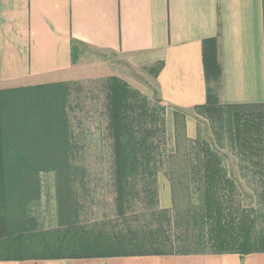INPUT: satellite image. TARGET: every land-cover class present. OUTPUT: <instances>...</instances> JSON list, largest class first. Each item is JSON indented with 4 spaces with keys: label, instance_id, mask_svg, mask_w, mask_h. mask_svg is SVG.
Wrapping results in <instances>:
<instances>
[{
    "label": "trees",
    "instance_id": "16d2710c",
    "mask_svg": "<svg viewBox=\"0 0 264 264\" xmlns=\"http://www.w3.org/2000/svg\"><path fill=\"white\" fill-rule=\"evenodd\" d=\"M203 63L206 76L217 79L220 68L214 47L204 51ZM152 72L155 77L157 70ZM105 80L116 190L127 197L137 191L154 196L157 176L164 171L172 218L169 210H161L153 214L154 224L142 230L128 227L117 234L101 225H81L74 187L78 174L70 161L76 145L66 110L70 83L1 90L0 188L12 198L9 203L15 209L13 214L10 209L5 211L7 231L0 242V261L264 253V213L257 222L253 210L240 207L234 181L199 131L190 142L185 117L173 112L175 151L163 160L166 108L150 105L145 96L117 77ZM213 101L209 97L206 105L195 108L196 113L209 118L215 115L222 125L228 122V141L264 181L263 114L253 111L263 105L216 106ZM225 112L227 120L221 115ZM46 173L55 179L58 226L52 230L37 228L28 215L29 204L40 199V174ZM191 186L197 196L195 204L176 209L178 189L190 191Z\"/></svg>",
    "mask_w": 264,
    "mask_h": 264
},
{
    "label": "crops",
    "instance_id": "0c3cea01",
    "mask_svg": "<svg viewBox=\"0 0 264 264\" xmlns=\"http://www.w3.org/2000/svg\"><path fill=\"white\" fill-rule=\"evenodd\" d=\"M210 47L217 79L203 63ZM110 77L183 114L191 140L209 97L264 105V0H0V91ZM0 264H264V253Z\"/></svg>",
    "mask_w": 264,
    "mask_h": 264
},
{
    "label": "rangeland",
    "instance_id": "374dc122",
    "mask_svg": "<svg viewBox=\"0 0 264 264\" xmlns=\"http://www.w3.org/2000/svg\"><path fill=\"white\" fill-rule=\"evenodd\" d=\"M149 74L153 76L152 71ZM151 71V72H150ZM107 84L105 79L91 80L81 83H71L70 94L67 103V113L71 125L76 150L70 160L77 170V181L75 189L79 209V223L83 226H102L108 233H123L128 227L144 229L146 225H152L153 214L161 210H169V217L174 212L171 202L169 183L164 171L157 176L156 194L154 196L144 195L137 191L128 197L121 195L116 190L113 171V139L109 133V123L105 110V95ZM144 96V95H143ZM147 98V97H146ZM150 105L163 107L156 98H147ZM216 105L217 104H213ZM165 107V106H164ZM166 108V107H165ZM253 111L263 114L264 127V105L262 108H254ZM173 114V112H172ZM172 114L165 113V148L162 149L161 158L167 160L168 155L175 151L174 124ZM227 113L221 114L227 120ZM198 123L195 136L187 139L192 142L196 139L197 130L199 137L210 144L213 151L221 159L222 167L226 170L229 178L234 181L239 194L240 207L251 209L255 220L264 213L261 205L260 194L264 191V181L261 177L247 167L228 141L230 138V126L228 122H220L215 115L209 118L197 112ZM264 131V129H263ZM264 137V133H263ZM264 140V138H263ZM182 144V143H181ZM180 150L182 149L179 148ZM183 155L182 152H179ZM2 160L0 154V162ZM2 166L0 163V175ZM40 199L29 204L28 215L36 222L37 228L41 230L56 229L57 210L55 198V179L52 173L40 174ZM189 188V187H188ZM193 186L186 189H178L176 197V209L186 208L189 203L195 204L197 196H194ZM166 196L169 203L164 207ZM12 198L4 196L0 188V242L6 237L5 211L10 209L13 214L15 206L9 201ZM1 252V250H0Z\"/></svg>",
    "mask_w": 264,
    "mask_h": 264
}]
</instances>
